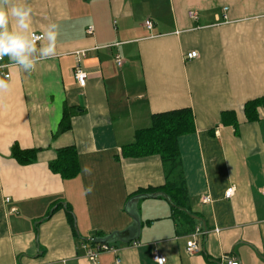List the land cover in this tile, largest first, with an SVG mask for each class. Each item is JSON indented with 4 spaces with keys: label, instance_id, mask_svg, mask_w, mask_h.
<instances>
[{
    "label": "crops",
    "instance_id": "crops-1",
    "mask_svg": "<svg viewBox=\"0 0 264 264\" xmlns=\"http://www.w3.org/2000/svg\"><path fill=\"white\" fill-rule=\"evenodd\" d=\"M27 3L37 34L59 26L58 55L31 74L0 68L11 84L0 98V264H156L154 251L164 264H264V0ZM257 99L249 120L244 106ZM180 109L194 121L177 144L186 210L198 221L175 218L162 197L127 204L138 190L161 187L164 174L159 156L123 158L121 149L152 115ZM13 145L36 150L35 161L17 163ZM66 147L77 152L79 174L62 180L49 163ZM129 212L139 218L138 239L88 260L89 239L133 236ZM198 226L206 232L189 252Z\"/></svg>",
    "mask_w": 264,
    "mask_h": 264
},
{
    "label": "trees",
    "instance_id": "trees-1",
    "mask_svg": "<svg viewBox=\"0 0 264 264\" xmlns=\"http://www.w3.org/2000/svg\"><path fill=\"white\" fill-rule=\"evenodd\" d=\"M263 99H257L245 104L244 112L247 119L255 117L256 108ZM65 119L59 125V131L67 130ZM194 132V121L190 109L173 110L154 114L150 126L137 131L131 143L123 146L120 156L123 158H139L157 155L160 158L164 183L158 188L138 190V194L163 192L170 199L171 210L175 218L188 219L189 215L181 209H186L187 195L180 164V154L177 140L183 135ZM11 157L20 165H28L35 161L36 150H21L17 145L11 147ZM49 170L58 174L62 180H68L79 174L77 152L73 147H66L56 151V158L49 163ZM69 220L72 215L68 212ZM90 245H94L90 240Z\"/></svg>",
    "mask_w": 264,
    "mask_h": 264
},
{
    "label": "clouds",
    "instance_id": "clouds-1",
    "mask_svg": "<svg viewBox=\"0 0 264 264\" xmlns=\"http://www.w3.org/2000/svg\"><path fill=\"white\" fill-rule=\"evenodd\" d=\"M59 26L48 24L40 35L33 28V8L27 0H0V61L8 58V64L23 73L31 74L37 65L58 55ZM9 78H0V98L11 89ZM86 174H91L87 167ZM93 186L86 189L91 193Z\"/></svg>",
    "mask_w": 264,
    "mask_h": 264
},
{
    "label": "built area",
    "instance_id": "built-area-1",
    "mask_svg": "<svg viewBox=\"0 0 264 264\" xmlns=\"http://www.w3.org/2000/svg\"><path fill=\"white\" fill-rule=\"evenodd\" d=\"M189 15L192 18H195L196 17V14L195 13H192V12L189 13ZM144 26L147 29H151V27H152L151 21H149V20L145 21ZM92 32H93L92 27H88L86 29V34L91 35ZM37 35H40V34H37ZM75 55L78 56L79 58H81V57L84 56V53L82 51H80V52H76ZM187 57L189 59L195 58L196 57V53L195 52H191L190 54L187 55ZM115 63H116L117 66H120L121 65V59L119 57H116L115 58ZM72 74H73V78L76 81V83L80 87H83L85 85V81H86V74H85V72L79 66H76L73 69ZM5 77L7 78L8 76L6 75ZM233 193H234V187H229L228 189H226V191L224 193L225 199H230L232 197ZM261 193L264 196V189H262ZM201 202L202 203H206L207 202V198H202ZM205 232L206 231H203L202 228L199 227V226L194 229V231L191 233V236H190L191 239L186 242L187 250L189 252H194V253L197 252V248L195 246V240H194V238L196 236L204 235ZM83 248L85 250V257L88 260H90L91 262H93V263H94L95 257L99 253H101V252H107V251L109 252V251H112L113 250V247L110 246V245H95L92 248H88V247H86L84 245ZM152 261L154 263H156V264H164L165 263V258L160 253H158L157 251H154L153 254H152ZM117 263H118V261H117ZM223 263L224 264H238L233 258L224 259Z\"/></svg>",
    "mask_w": 264,
    "mask_h": 264
},
{
    "label": "water",
    "instance_id": "water-1",
    "mask_svg": "<svg viewBox=\"0 0 264 264\" xmlns=\"http://www.w3.org/2000/svg\"><path fill=\"white\" fill-rule=\"evenodd\" d=\"M157 197H162L163 199L166 200V202L170 205L173 206V204L171 203L170 199L168 198V196L163 193V192H155V193H151V194H138V195H134L133 197H131L129 199V201L127 202V204L133 202L136 203L139 199H145V198H157ZM184 213H186L187 215H189L188 211L186 209H181ZM128 215L130 216V218L132 219V229H131V234L133 236H129L126 234V232H112L109 235H106L104 237H94L89 239L92 243L96 244V245H109L111 243H122V244H127L130 242H134L138 239V234H139V230H140V221L139 218L137 216L136 213H128ZM190 217H192L195 220H199L198 218L189 215Z\"/></svg>",
    "mask_w": 264,
    "mask_h": 264
}]
</instances>
